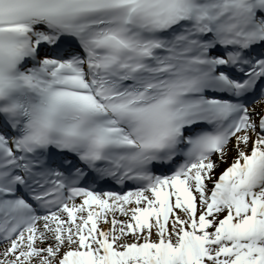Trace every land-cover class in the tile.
Masks as SVG:
<instances>
[{"label": "snow or ice", "instance_id": "1", "mask_svg": "<svg viewBox=\"0 0 264 264\" xmlns=\"http://www.w3.org/2000/svg\"><path fill=\"white\" fill-rule=\"evenodd\" d=\"M0 264H264V0H0Z\"/></svg>", "mask_w": 264, "mask_h": 264}]
</instances>
